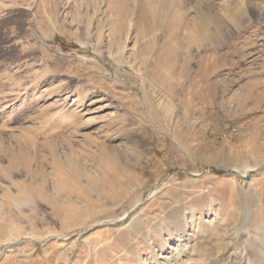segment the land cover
I'll return each mask as SVG.
<instances>
[{"label":"rangeland","instance_id":"1","mask_svg":"<svg viewBox=\"0 0 264 264\" xmlns=\"http://www.w3.org/2000/svg\"><path fill=\"white\" fill-rule=\"evenodd\" d=\"M0 264H264V0H0Z\"/></svg>","mask_w":264,"mask_h":264},{"label":"bare ground","instance_id":"2","mask_svg":"<svg viewBox=\"0 0 264 264\" xmlns=\"http://www.w3.org/2000/svg\"><path fill=\"white\" fill-rule=\"evenodd\" d=\"M176 1V0H175ZM175 3V2H174ZM243 167L240 168V174L241 176H244L247 174L248 171L252 170L254 166L251 165H242ZM251 260V259H250Z\"/></svg>","mask_w":264,"mask_h":264}]
</instances>
